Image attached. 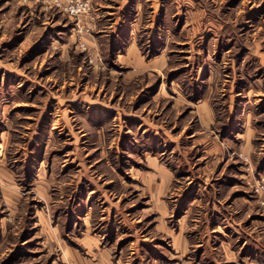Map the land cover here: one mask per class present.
<instances>
[{
	"label": "rangeland",
	"instance_id": "1",
	"mask_svg": "<svg viewBox=\"0 0 264 264\" xmlns=\"http://www.w3.org/2000/svg\"><path fill=\"white\" fill-rule=\"evenodd\" d=\"M89 1L0 0V264H264V0Z\"/></svg>",
	"mask_w": 264,
	"mask_h": 264
},
{
	"label": "built area",
	"instance_id": "2",
	"mask_svg": "<svg viewBox=\"0 0 264 264\" xmlns=\"http://www.w3.org/2000/svg\"><path fill=\"white\" fill-rule=\"evenodd\" d=\"M42 2L72 18L88 15L91 11L89 0H42ZM81 29V27H78V31H81ZM81 45L83 46V43Z\"/></svg>",
	"mask_w": 264,
	"mask_h": 264
},
{
	"label": "crops",
	"instance_id": "3",
	"mask_svg": "<svg viewBox=\"0 0 264 264\" xmlns=\"http://www.w3.org/2000/svg\"><path fill=\"white\" fill-rule=\"evenodd\" d=\"M171 238H172V236H171ZM184 239H185V237L183 234H177L176 236H174L172 238V250L174 251V253H178L179 250L182 251V250H186V248H188V244L185 242ZM91 240L93 241L94 239H91ZM90 244H91V242H90Z\"/></svg>",
	"mask_w": 264,
	"mask_h": 264
}]
</instances>
